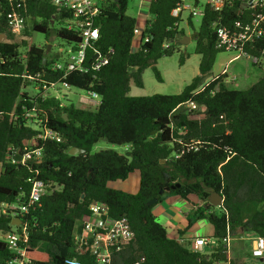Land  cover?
<instances>
[{
  "label": "trees",
  "instance_id": "obj_1",
  "mask_svg": "<svg viewBox=\"0 0 264 264\" xmlns=\"http://www.w3.org/2000/svg\"><path fill=\"white\" fill-rule=\"evenodd\" d=\"M128 1L102 0L95 17L99 37L89 45L85 62L94 60L99 50L107 56V63L62 77L57 71L43 72L55 59L48 44L37 46L17 39L8 31L7 19L18 12L31 18L32 29L46 38L53 35L76 42L74 32L57 25L67 16L57 11L51 0H27L21 7L0 0V204L25 199L30 191L27 179L36 172L37 178L51 183L21 217L27 231V241L22 245L29 264H67L75 255L73 232L77 222L95 201L107 203L111 216H125L133 231L132 239L114 255L112 264H236L227 257L223 240L227 230L233 237L250 232L264 238V77L242 90L228 88L226 75L207 85H203V78L223 50L217 46L212 23L239 29L251 22L252 10L240 0L221 11L205 5L199 26L191 33L194 52L200 56L199 74L179 93L132 96L130 84L143 85L144 68L151 67L156 79L162 80L157 60L171 55L185 32L179 28L181 17L171 14L180 0H150L148 13L153 18L142 25V39H148L133 52V28L138 22L126 14ZM255 11L262 9L256 7ZM188 23L193 27L191 17ZM263 44L258 40L244 49L258 57ZM184 58L180 56L181 63ZM37 73L45 82L59 80L94 91L99 103L93 108L61 104L53 96L43 97L42 88L29 95L22 90L31 81L26 76ZM191 100L197 109L187 107ZM25 110L34 111V118L29 119L57 131L60 140L41 142L40 159L15 164L9 161L8 152L18 156L24 141L38 132L28 124ZM178 138L185 143L194 139L197 144L182 152ZM100 139L125 145V153L113 149L90 153ZM71 147L84 152L69 154ZM133 172L139 178L136 191L109 185L126 180ZM166 186L173 187L160 193ZM212 192L221 194L220 206L207 202ZM167 194L187 201L195 196L202 202L192 216L206 219L213 227L214 246L209 252L182 244L156 219L152 212L156 203L148 201L156 198L159 202ZM11 221L10 215L0 212V231H21V224L12 225ZM191 222L189 219L188 225ZM13 255L0 239V264ZM78 258L80 264H94L89 254Z\"/></svg>",
  "mask_w": 264,
  "mask_h": 264
},
{
  "label": "built area",
  "instance_id": "obj_2",
  "mask_svg": "<svg viewBox=\"0 0 264 264\" xmlns=\"http://www.w3.org/2000/svg\"><path fill=\"white\" fill-rule=\"evenodd\" d=\"M5 1L17 7H21L25 5L27 0ZM101 1L102 0H51V3L56 7L57 11L67 16L63 27L68 31L74 32L78 36V41L70 43L73 53L65 60L62 61L59 59V55H62V50H59L58 53H54L55 59L51 60V63L48 65V71L45 70L43 72L57 71L61 73L62 77H65L71 71L88 72L90 69H97L101 65L107 63V56L102 54L99 50L95 51L94 60H91L89 64L85 62L89 45L94 43L99 37V30L98 27L94 25V20L100 12ZM234 1L235 0H207L206 5L214 11H221ZM240 1L243 6L252 10V20L249 24L239 29H230L220 22L212 23V28L216 34L217 46L225 51H234L236 54L226 60L222 65L223 67L220 73L213 76L211 80L220 75L227 76L228 65L232 60L238 57L247 56L255 62H259L261 59L264 60V44L258 57L250 55L244 49L246 45H253L258 40L264 41V0ZM256 7L261 8L262 11H255ZM184 8H188V6H184L182 0H180L177 2L175 8L172 9L171 14L174 17H181ZM202 14L203 10L196 11L192 9L190 12L191 16H202ZM24 27L25 18L18 12H13L8 16L7 28L13 35L17 36L21 34ZM133 36V38H139L140 44L148 39L146 36L142 39V26L139 24L134 26ZM164 46H167V44H164ZM39 76L40 73H37L35 76L27 75L26 77L36 82V87L39 90L42 88L43 97L53 96L60 100L58 94L47 95L44 92L49 88H54L56 83L61 81L45 82L42 79H38ZM209 81L204 82L203 85H207ZM61 83L63 86H70L64 82ZM203 87L204 86L201 88ZM87 92L90 95L89 97L80 98L83 108L84 105H88L89 107L96 106L99 103V95L94 91ZM96 98L98 100H96ZM187 107L189 109H197L198 105L191 100L188 102ZM32 109L34 110L35 108L33 107ZM34 115V111L25 110L24 112V117L27 121L30 120L36 123L38 132L24 141L23 147L18 149V156H14L12 154L13 151L10 150L9 161L11 163L23 164L27 161H36L42 156L41 142L47 139L60 140L57 131L40 123L37 119H29ZM177 141L181 143L182 152L197 144V140L194 139H190V143L182 142L181 138H178ZM175 157H178V155H175ZM36 174L27 179L28 182H30V191L25 199L21 200L17 198L16 201L0 204L1 213L8 214L12 218L18 217L20 219L19 225L21 224V231L14 229L5 232L0 231V239L6 242L7 247L14 254L5 264H29V261L25 258V250L22 245L27 241V231L26 225L22 224L21 217L39 201L41 196L46 192L47 186L51 185V183L37 178ZM53 185L54 189L58 187L55 183ZM132 237L133 231L125 216L113 217L109 213V206L107 203L95 201L89 206L88 213L82 215L77 222V226L73 232V253L75 255L67 261V264H80L78 256L82 254H89L94 264H112L114 255L125 248ZM231 237L230 232L227 230L223 239L227 250L230 246ZM205 242V238L196 237L192 242L191 248L200 252ZM250 251L253 257H264V238L262 236H254Z\"/></svg>",
  "mask_w": 264,
  "mask_h": 264
},
{
  "label": "rangeland",
  "instance_id": "obj_3",
  "mask_svg": "<svg viewBox=\"0 0 264 264\" xmlns=\"http://www.w3.org/2000/svg\"><path fill=\"white\" fill-rule=\"evenodd\" d=\"M195 1L196 0H182V4L184 6H188V8L183 9L181 13L182 18L179 22V28L185 32V36L190 37V40L184 44L175 43V49L171 55L162 56L157 60L156 68L158 69L162 77L161 81H158L156 79L151 67H146L143 69L141 74L143 85L139 87L131 83L129 89L130 95L141 96L151 95L154 93H179L194 76L199 74L198 63L200 56L199 54L194 52L195 41L193 38H191V33L193 31V28H198L201 16H191L190 12L192 9H195L196 11L203 10L207 0H197V2ZM146 5L147 4L142 0H129L126 14L133 16L136 19H139L140 15H146L148 19H152L153 16L147 12ZM189 17H191L193 27L188 23ZM57 25L63 26L64 21L63 23H57ZM24 29L25 33H23L22 31L21 34L16 36L17 39H26L30 44H35L37 46H44V44H49L51 45V47L48 49L49 54L58 53L59 50H62V55H59V59L62 61L73 53L71 51L70 43H67L66 41L53 35L49 38H46L44 33L34 31L32 29V20L29 17L25 18ZM0 39H3V37H1ZM133 39L135 40L136 38ZM235 54L236 52L234 51H219L216 55V59L211 71L204 76L203 83L211 80L213 76L219 74L223 67L222 65L226 62V60L235 56ZM181 55L185 56L182 63L180 62ZM227 70L228 73L225 78L226 86L231 89H246L257 80L264 77V60L261 59L259 63H254L251 58L247 56H241L232 60L228 65ZM36 86V82L30 81V83L26 84L22 88V90L27 92L29 95H34L39 92V89ZM44 93L47 95L58 94V96H60V100L63 103H73L80 107H83L80 102V98H86L90 96L86 90L71 85L63 86L61 82H57L54 88H49ZM96 100L98 99L96 98ZM88 107V105H84V108ZM91 108H93V106ZM27 122L31 127H37L34 121L28 120ZM101 149H113L118 153H125L126 146L112 144L107 142L105 139H100L92 146L90 153H94ZM138 181V173L133 172L126 180L109 182V185L119 189H124L126 191L134 192L137 190ZM170 195L173 197L172 194H167L166 196ZM192 201L196 204L200 202V200L195 196H192ZM190 206L191 201H185V207L190 208ZM152 209L154 210V212H156V208ZM181 217L184 221H186V216L182 215ZM191 217V214H189V218ZM192 222L205 224V231H208L207 233H210L212 227L204 219H193ZM242 236L247 237L245 233H243ZM249 243L250 242L248 238L246 240L241 238L235 241H232L231 239L228 249L229 252L227 253V255L231 260L235 261L236 264L247 263L246 260H248L252 264H264V259L261 260L260 258L253 257L251 255Z\"/></svg>",
  "mask_w": 264,
  "mask_h": 264
},
{
  "label": "crops",
  "instance_id": "obj_4",
  "mask_svg": "<svg viewBox=\"0 0 264 264\" xmlns=\"http://www.w3.org/2000/svg\"><path fill=\"white\" fill-rule=\"evenodd\" d=\"M144 1L146 5V9L148 12V5L150 0H142ZM182 18V16H181ZM148 17L146 15H140V18L137 19V22L139 25H143L145 20H147ZM3 37V36H1ZM49 45V44H48ZM140 46V40L139 38H136L135 40L133 39L132 45H131V50L133 52L137 51ZM51 47V46H50ZM54 54V53H53ZM25 86V85H23ZM61 101V100H60ZM61 104H65L61 101ZM127 148V147H126ZM10 152V151H9ZM10 154V153H8ZM173 197L170 196H165L161 201L157 202L153 208H156V212L152 209L153 214L156 216V219L165 227L167 233L175 237L176 239L180 240L182 244H185L187 246L192 247V242L196 237H203L205 238V245L203 246L202 251L200 252H209L210 249L213 248L214 246V240L212 239V233H213V227L211 225V231L210 233H207L208 231L206 230L205 224L199 223V222H191L189 224V219L193 220L192 212L196 208V205L202 204L200 201L198 204L192 201L191 197V206L190 208L185 207V201L187 200L183 199L181 196L172 194ZM169 197V198H168ZM190 202V201H188ZM189 214H191V218H189ZM182 215L186 216L187 219L184 221L182 219ZM198 220V219H196ZM206 222L207 220L204 219ZM179 231H182V233H179ZM247 237L244 236H238V237H231L232 241L238 240V239H247L249 240V246L251 250L252 246V240L255 236L254 233L247 232L245 233ZM227 253L229 252L228 250L226 251ZM228 259L230 257L227 255ZM261 260L264 259L260 258ZM248 264H252L248 260H246Z\"/></svg>",
  "mask_w": 264,
  "mask_h": 264
},
{
  "label": "water",
  "instance_id": "obj_5",
  "mask_svg": "<svg viewBox=\"0 0 264 264\" xmlns=\"http://www.w3.org/2000/svg\"><path fill=\"white\" fill-rule=\"evenodd\" d=\"M1 36H3L2 34H0V38ZM1 40V39H0ZM190 40L189 36H184L182 39H180V43L184 44L186 42H188ZM51 45H48V49L50 48ZM64 118L66 119V115H64ZM84 152V149L82 148H77V147H71L68 150L69 154H76V153H82ZM10 153V152H8ZM164 161V160H162ZM173 186L169 187L166 186L164 189H161L159 192L163 193L164 191H168L170 188H172ZM207 202L212 205V206H219L222 202V196L221 194L217 193V192H212L209 194L208 198H207ZM157 203V199L156 198H152L148 201V204H155ZM20 222V219L18 217L12 218L11 224L12 225H18Z\"/></svg>",
  "mask_w": 264,
  "mask_h": 264
}]
</instances>
